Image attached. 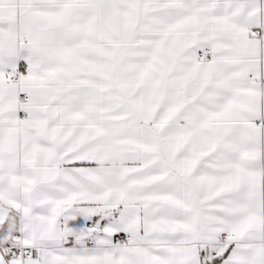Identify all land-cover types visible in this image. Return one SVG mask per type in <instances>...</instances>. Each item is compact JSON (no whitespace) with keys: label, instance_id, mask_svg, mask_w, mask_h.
<instances>
[{"label":"snow or ice","instance_id":"1","mask_svg":"<svg viewBox=\"0 0 264 264\" xmlns=\"http://www.w3.org/2000/svg\"><path fill=\"white\" fill-rule=\"evenodd\" d=\"M0 264H264V0H0Z\"/></svg>","mask_w":264,"mask_h":264}]
</instances>
